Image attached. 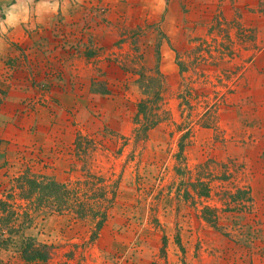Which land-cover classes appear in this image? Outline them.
<instances>
[{
    "label": "rangeland",
    "instance_id": "1",
    "mask_svg": "<svg viewBox=\"0 0 264 264\" xmlns=\"http://www.w3.org/2000/svg\"><path fill=\"white\" fill-rule=\"evenodd\" d=\"M263 2L0 0V9L15 4L19 11L18 27L4 23L0 31V127L7 124L6 135L11 138L4 152L0 147V178L7 180L26 168L59 181L76 180L85 171L110 179L121 176V190L131 194L129 201L136 200L135 167L148 185L136 206L124 205L118 219L110 217L93 242L89 238L94 219L50 210L35 213L11 235L6 249L0 250L5 262L26 264L18 249L33 242L50 245L51 264H264V67H255L264 57V14L259 11ZM77 3L82 8L72 10ZM57 5L67 11L56 14ZM59 18L64 27L55 36ZM3 19L0 13V21ZM160 25L168 40L162 39ZM67 36H78L95 48L107 46L97 53L101 57L111 52L125 54L135 43L137 52L145 53L151 65L155 41L162 39L161 68L168 90L165 107L173 121L151 131L141 159L138 154L143 146L135 147L130 138L133 108L110 95H91L89 109L61 102L85 133L93 135L105 122L129 139L128 143L110 144L109 149L94 146L79 162L74 160L75 135L53 140L45 131L32 129L30 134L37 132L35 138L27 134L21 147L15 144L14 124L21 118L20 110L35 108L30 105L35 102L38 107L48 105L49 87L58 89L66 83L64 78L50 76L49 50H58L61 59L56 68L67 79L71 73L87 79L100 70L129 69V65L92 64L85 56L66 60L71 54L66 52ZM122 41L125 44L119 48ZM34 61L42 65L37 82L30 77ZM189 87L185 98L192 108L182 98ZM125 94L133 102L141 96L133 84ZM91 110L97 115L85 131ZM188 130L183 163L192 181L201 174L196 172L200 167L214 173L210 197L204 201L217 209L220 230L219 225L216 228L200 217L199 205L197 208L190 198L179 215L176 201H164L158 208L162 228H149L150 213L157 210L153 202L157 188L150 189L154 176L162 167L163 172L171 170L179 137ZM169 180L160 181L164 192ZM132 212L136 216L131 217ZM176 234L184 252L175 243Z\"/></svg>",
    "mask_w": 264,
    "mask_h": 264
},
{
    "label": "trees",
    "instance_id": "2",
    "mask_svg": "<svg viewBox=\"0 0 264 264\" xmlns=\"http://www.w3.org/2000/svg\"><path fill=\"white\" fill-rule=\"evenodd\" d=\"M80 8H82V5L77 3V7L72 10L76 11L77 9L80 10ZM259 11L264 14V2ZM57 22L58 31L55 36L60 35L64 27L60 18ZM159 29L160 33H162V39L168 40L161 25ZM162 39L158 37L155 41V59L154 64L151 65L149 60L145 58V53L137 52L139 47L135 43L125 54L122 52H111L108 56L101 57L99 54L97 55V53L101 52L100 50L103 51L107 49V46H103L102 49L95 48L93 45L84 42L78 36H67L65 38V43L68 47L66 52L71 54L66 60L71 59L72 56L77 58L85 56L87 61L92 64L97 65V63L102 62L113 67H118V65H129V69H114L112 72L100 70L88 76L87 79L82 78L79 74L71 73L69 76L70 79H67L65 75L60 73L56 68V63L61 59L58 50L56 48L49 50V54L46 56V64H48L50 76L52 78H64L66 83L62 84L58 89L53 88L54 86L52 85L49 87V90L47 89L50 101L45 104L48 105H40V107H38L36 105L39 104L35 102L30 104L35 108H29L24 113L23 109L20 110L21 118L14 124L15 144L21 147L23 145L22 140L27 134H30L32 129L45 131L53 140H60L62 136L64 140L70 135L71 137L75 135L73 142L75 150L74 160L79 162L81 161L80 159L83 158V155L89 154L94 146L104 145L103 149H109L111 147L110 144L121 142L128 143L129 139H126L123 134L111 128L109 124L105 122H102L101 127H97L93 135L85 133L84 129L78 127V124L75 123L72 111L66 108L61 102V100L71 101L76 106L82 104L89 109L90 106L88 103H90L89 100L91 95H110L117 97L126 107L133 108L131 117L133 129L130 138L135 144V147L143 146L138 154L141 159L144 153V151L142 153V150L145 143H147L150 138V132L156 128L157 125L173 121L170 112L165 107L168 90L166 77L161 68ZM124 44L125 43L122 41L118 44V47L122 48ZM145 46L148 48L150 47L149 44ZM31 66L32 73L30 77L37 82L42 75V65L40 62L34 61ZM24 76L27 75L25 74ZM130 84H133L141 94L137 102L129 100L125 94ZM190 89L189 87L182 98L189 108H192L185 98L186 95H189ZM40 91L41 90H39L38 93H40ZM60 112L63 114L61 115L62 118L57 117L60 115ZM96 115V111H92L90 116L85 120V131L86 125L92 124ZM215 123L216 121L214 124ZM9 130L7 124L4 127H0V147L3 148V152L4 148H7L10 144L8 139L11 138L6 135ZM99 131H101V134L97 135L95 132L98 133ZM189 132L190 130L179 137V150L174 154L175 163L171 167L172 172L171 170L168 173L166 171L163 172L162 167L161 170H159V175L157 173V175L154 176V181L150 189L151 192H153L157 188V193L153 197L154 204H157V210H153L150 213V220L152 223H150L149 228L157 230L160 229V227L162 228L158 211L161 204L169 201H176L175 205L179 215L182 205H185L187 198H190L189 200L193 201L194 204L197 203V208L199 205L200 217L216 228L218 227L217 225H219L218 229L220 230L217 209L204 201V199L210 197V182L215 178L214 173L211 172L210 168L206 170L205 166L200 167L201 170L196 172L199 173L202 171L201 174L196 175V180L192 181L190 173H188L183 163L185 159L183 141ZM36 133L30 134L29 137L35 138ZM60 134L61 136L58 138ZM111 136L117 137L118 140H113L110 138ZM5 150L7 152V149ZM136 155L137 153H134L133 158L136 157ZM82 163L83 162H81V164ZM4 164L5 166L7 165L6 161H4ZM75 164L77 163L75 162ZM134 169L137 174L135 181L136 200L129 201L128 198L131 194H125L121 190V176L117 179H110L111 177L109 178L85 171V173H82V176L76 180L59 181L53 176L32 172L26 168L16 175L11 174L12 176L7 180L0 178V250L6 249L7 245L10 243L11 235L19 230L23 221L30 220L35 213L42 210L68 213L80 219H94L95 229L90 235L89 242L95 241L102 228L107 225L110 217L115 220L118 219L117 215L121 214V211H124V205H129L132 208L136 206L137 202L141 200L144 191L148 189V185L145 186L146 182L143 181V175L139 174L135 167ZM0 175L2 176L1 173ZM3 176L6 177L4 173ZM205 176H208V178L206 179ZM165 177H170V180L172 179L170 184L168 183L166 185L168 189L167 192H164L165 187L160 185V181L165 180ZM239 189L238 191L242 192V189ZM225 193L226 192H224V194ZM131 214V217L136 216L134 212ZM114 230L117 232L116 225ZM163 237L164 235L162 238ZM162 243L164 245V240H162ZM175 243L184 252L178 234L175 236ZM18 252L26 264H51L53 253L51 252L50 245L26 242L20 246ZM0 264L11 263L5 262L0 256Z\"/></svg>",
    "mask_w": 264,
    "mask_h": 264
},
{
    "label": "clouds",
    "instance_id": "3",
    "mask_svg": "<svg viewBox=\"0 0 264 264\" xmlns=\"http://www.w3.org/2000/svg\"><path fill=\"white\" fill-rule=\"evenodd\" d=\"M56 8L58 9L56 14H59L61 10L65 12L67 11L66 9H59L58 5L56 6ZM0 13H2L4 16L3 21H0V31H3L4 23H9L18 27L17 22L19 21V11L15 4H11L10 6H6L3 9H0Z\"/></svg>",
    "mask_w": 264,
    "mask_h": 264
},
{
    "label": "crops",
    "instance_id": "4",
    "mask_svg": "<svg viewBox=\"0 0 264 264\" xmlns=\"http://www.w3.org/2000/svg\"><path fill=\"white\" fill-rule=\"evenodd\" d=\"M257 2H258V0H256ZM262 1V0H261ZM261 3V2H260ZM259 37V36H258ZM257 37V38H258ZM161 48H162V46H161ZM264 54V53H263ZM257 63V62H256ZM255 67L258 69V70H261V68H263L264 67V57H262V59H259V62L257 63V65H255ZM66 101V100H65ZM68 102H70V103H72L71 101H68ZM73 104V103H72ZM74 105V104H73ZM150 134H151V132H150ZM149 137H150V135H149Z\"/></svg>",
    "mask_w": 264,
    "mask_h": 264
}]
</instances>
